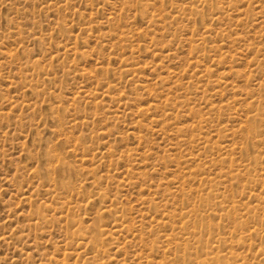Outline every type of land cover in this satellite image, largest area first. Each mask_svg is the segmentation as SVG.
I'll list each match as a JSON object with an SVG mask.
<instances>
[{
	"label": "rangeland",
	"instance_id": "1",
	"mask_svg": "<svg viewBox=\"0 0 264 264\" xmlns=\"http://www.w3.org/2000/svg\"><path fill=\"white\" fill-rule=\"evenodd\" d=\"M0 264H264V0H0Z\"/></svg>",
	"mask_w": 264,
	"mask_h": 264
}]
</instances>
